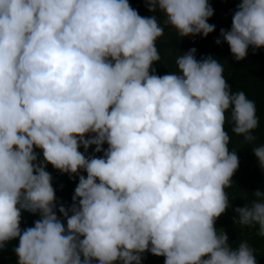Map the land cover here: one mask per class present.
<instances>
[{
    "label": "clouds",
    "instance_id": "clouds-1",
    "mask_svg": "<svg viewBox=\"0 0 264 264\" xmlns=\"http://www.w3.org/2000/svg\"><path fill=\"white\" fill-rule=\"evenodd\" d=\"M144 4L163 22L128 0H0V250L18 240L17 264H256L215 227L239 167L226 125L253 144L255 102L195 48L155 74L165 27L214 32L209 0ZM219 37L236 61L264 48V0H240ZM252 151L264 171V144ZM48 165L78 177L70 207ZM252 196L234 223L264 238V191ZM22 212L39 219L21 229Z\"/></svg>",
    "mask_w": 264,
    "mask_h": 264
},
{
    "label": "trees",
    "instance_id": "trees-1",
    "mask_svg": "<svg viewBox=\"0 0 264 264\" xmlns=\"http://www.w3.org/2000/svg\"><path fill=\"white\" fill-rule=\"evenodd\" d=\"M131 7L136 9L139 15L147 17L156 15V18L163 22V17L159 14H150L144 4V0H128ZM240 0H209V4L214 10L213 16L207 21L210 25H215L213 33L201 38L189 36L179 38L169 27H165L164 35L157 41V48L160 52L161 60L153 65L155 74L163 76L169 71H175V59L178 55L187 53L195 48V58L200 60L203 57L212 56L224 65V75L233 92L243 91L246 96L253 100L256 105L257 116L259 117V127L253 133L257 139L253 144H246L243 137L231 133V126L226 125L229 131L231 142L229 151L235 150L239 159V167L232 177L233 186L228 189L230 207L220 216L215 224L217 230L222 229L228 237V243L235 249L241 241L246 240L255 249L256 264H264V238L258 235V226L240 228L238 224H233L237 219L234 212L236 207H244L246 203H251L255 199L252 194L257 190L264 191V171L261 170L257 158L253 155L252 148L264 144V48L258 49L253 54V49H248L245 59L236 61L231 55L229 46L221 42L217 45L215 41L220 38L221 29L228 31L231 29L232 15L234 14ZM106 150L107 145L102 146ZM38 156H42L36 150ZM82 153L84 149H79ZM94 147H90L86 155H93ZM101 157L103 152L96 153ZM46 171L51 174L52 187L55 190L57 207L61 204L70 207L74 189L78 184V177L71 179L68 174H61L50 165ZM85 175L86 173H81ZM57 216L60 217L57 211ZM62 220L63 218L60 217ZM39 215H32L27 212L21 214V229L32 227ZM66 223V221H65ZM18 245V240L10 242L3 250H0V264H17V257L13 249ZM95 264V262H94ZM141 264H164V257H155L149 253L143 254Z\"/></svg>",
    "mask_w": 264,
    "mask_h": 264
},
{
    "label": "rangeland",
    "instance_id": "rangeland-1",
    "mask_svg": "<svg viewBox=\"0 0 264 264\" xmlns=\"http://www.w3.org/2000/svg\"><path fill=\"white\" fill-rule=\"evenodd\" d=\"M222 216H224V215H222ZM234 220H236V219H234ZM234 220H233V224H234V226H235ZM216 221H217V220H216ZM215 224H216V222H215Z\"/></svg>",
    "mask_w": 264,
    "mask_h": 264
}]
</instances>
